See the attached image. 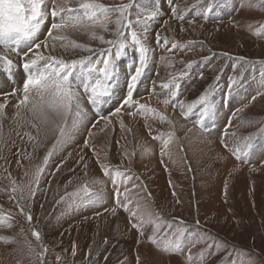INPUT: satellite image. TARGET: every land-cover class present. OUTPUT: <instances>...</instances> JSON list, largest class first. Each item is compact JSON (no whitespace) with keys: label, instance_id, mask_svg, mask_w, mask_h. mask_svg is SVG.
<instances>
[{"label":"rangeland","instance_id":"374dc122","mask_svg":"<svg viewBox=\"0 0 264 264\" xmlns=\"http://www.w3.org/2000/svg\"><path fill=\"white\" fill-rule=\"evenodd\" d=\"M56 2L77 8L82 0ZM212 2L209 12L208 0H154L159 13L148 31L135 26L149 51L132 103L122 105L138 63L128 47L102 102L77 89L80 115H69L59 141L62 118L42 125L19 105L27 76L15 70L37 51L95 63L110 46L91 34L115 39L118 13L108 31L100 21L70 24L53 40L48 30L60 18L49 0L35 42L58 54L0 46L14 63L10 72L0 62L9 77L0 114V264H189V253L192 264H264V0ZM117 108L126 122L113 117ZM177 232L183 251L164 252Z\"/></svg>","mask_w":264,"mask_h":264},{"label":"snow or ice","instance_id":"6c2138e0","mask_svg":"<svg viewBox=\"0 0 264 264\" xmlns=\"http://www.w3.org/2000/svg\"><path fill=\"white\" fill-rule=\"evenodd\" d=\"M48 2L49 0H0V46L8 49L12 45L19 46L24 41H32L33 43L29 46L28 52H32L33 47L37 50L41 49V43H36L35 39L49 13ZM51 3L53 5L50 9L51 16L60 18L59 22H53L48 30V35L53 40L63 39V37L53 36V31H60L70 24L75 27L85 22H92L95 25L100 21L99 26L108 31V24L113 23L110 16L118 13L114 21L116 25L115 39L105 40L103 36L98 37L95 33L91 34L92 38L99 39L101 43L110 46L100 51V59H97L95 63H93L92 57L65 61L63 58L56 56H44L39 51L31 59L27 58L28 53L24 54L26 58L22 67L27 77L23 83V98L18 103L28 107L30 113L42 125L53 123L54 118H62L63 122L58 126L57 141H59L65 134V123L69 115H80V92L77 89L82 88L84 93L88 94L90 103L98 104L102 102L101 98L110 95L112 82L118 76L116 61L123 57L125 49L128 47H132L135 53L138 54V63L135 64L134 74L129 73L128 94L122 101V105L132 103V90L136 87L137 81L144 70L149 51L135 30V26L143 27L144 32H147L148 22L156 18L159 8L155 5L154 0H146V3L152 5L151 11H145L141 8L139 0H127L125 3L114 6H107L98 2V0H82L77 8L68 7L66 3L57 4L56 0H51ZM134 8L136 9V15L133 20L132 10ZM212 8L213 2L208 0V11L210 12ZM173 11L175 12V9ZM205 17H207V13H205ZM180 18L183 19V17ZM129 37L130 44L126 43ZM157 39L159 41V36H157ZM164 42L167 43V40ZM73 46L92 51L91 48L75 44V42H73ZM43 47L46 48L47 45L45 44ZM173 47H176V45H173ZM11 50L16 51L17 49L13 47ZM0 62H2V66H6L9 70L14 66L13 61L3 54H0ZM132 66L129 65V67ZM163 87L168 88L169 84H164ZM12 94L14 95L15 92ZM200 99L203 100L204 97L201 96ZM165 103H168V101H165ZM5 106V103H0V114H2ZM145 107V105H139L140 109ZM119 111L120 108H117L116 112ZM151 111L154 112L155 110ZM161 119H164V117L161 116ZM32 126L37 127V124L33 123ZM167 143L168 141H165V147H167ZM48 159L49 156L46 155L44 157L45 164ZM101 168L105 174H108L107 167L101 165ZM42 171L41 168L35 173L37 180ZM117 175H120V173L117 172ZM21 213H23V209H21ZM27 219L30 222L32 216L29 214ZM196 223L199 224V221ZM132 226L139 230L137 224ZM158 230L159 225L154 228L153 232L155 233ZM32 235L37 240L40 239V234L34 230ZM183 235V232L174 233L172 238L167 239L163 244L162 250L164 252H182L185 246ZM149 241L158 244L154 235L149 236ZM187 259L189 264H192L194 258L191 253H189Z\"/></svg>","mask_w":264,"mask_h":264},{"label":"bare ground","instance_id":"6f19581e","mask_svg":"<svg viewBox=\"0 0 264 264\" xmlns=\"http://www.w3.org/2000/svg\"><path fill=\"white\" fill-rule=\"evenodd\" d=\"M38 34H37V36H38ZM41 34H42V32H41ZM45 44L47 45L46 48L43 47V45H45ZM41 45H42V47H41L40 50L43 51L44 53H47V54H58L57 50H55V49L52 50L51 47H50V45L48 43H41ZM29 46H30V44H28L27 42L24 41L19 46H17V48L18 49H22V50H26L27 48H29ZM1 70H4V73L2 74L0 72V96H3V98L0 99V101H1L0 103H5V100H7L6 99L7 97H5V96L8 95V94H3L2 93L3 90H4V86H6L3 82H8L9 77H5L6 70L4 68H1ZM11 71H13L12 68L10 69V72ZM15 71H19L20 72L21 76L19 75V78H24V76H27V74L24 72V69L23 68L22 69H19V70H15ZM14 73L15 72L11 73V75H8V76H10L12 78V80L14 78V75H13ZM16 80H18V79H16ZM113 115H114L113 117H118V118H120L121 121L126 122L125 113H123L122 111L121 112H117V113H115Z\"/></svg>","mask_w":264,"mask_h":264}]
</instances>
